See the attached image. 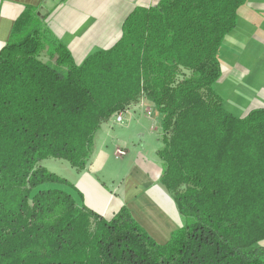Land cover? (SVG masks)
Segmentation results:
<instances>
[{
	"label": "trees",
	"instance_id": "obj_1",
	"mask_svg": "<svg viewBox=\"0 0 264 264\" xmlns=\"http://www.w3.org/2000/svg\"><path fill=\"white\" fill-rule=\"evenodd\" d=\"M243 3L136 7L81 64L23 10L0 49V264H264V108L237 116L213 87ZM143 95L162 114L160 183L181 218L164 243L126 207L106 219L78 205L42 165L83 170L101 124Z\"/></svg>",
	"mask_w": 264,
	"mask_h": 264
},
{
	"label": "crops",
	"instance_id": "obj_2",
	"mask_svg": "<svg viewBox=\"0 0 264 264\" xmlns=\"http://www.w3.org/2000/svg\"><path fill=\"white\" fill-rule=\"evenodd\" d=\"M158 2L0 0V49L14 20L26 7H32L69 49L74 62L81 64L90 54L114 45L124 20L136 7ZM217 57L222 74L213 87L229 88L228 96L239 102V116L264 108V0H244L236 26L224 37ZM161 119L152 99L143 95L122 112L120 121L113 115L101 124L93 154L83 170L70 166L68 175L60 176L73 186L65 189L78 205L106 219L126 207L158 243L166 242L181 226L172 194L160 183L162 166L157 151L162 145ZM119 149L125 154L118 155Z\"/></svg>",
	"mask_w": 264,
	"mask_h": 264
},
{
	"label": "rangeland",
	"instance_id": "obj_3",
	"mask_svg": "<svg viewBox=\"0 0 264 264\" xmlns=\"http://www.w3.org/2000/svg\"><path fill=\"white\" fill-rule=\"evenodd\" d=\"M214 90L217 91V93L223 98V104H224L225 109L239 116V112L237 111L239 107H236L239 104V102L237 101V99H234L228 96L229 88L227 91V87L225 85H221V86L215 87ZM232 105L234 108H232ZM42 165L50 172H53L56 175L63 176V177L68 175V172L66 171V169H71L70 168L71 165L67 161L61 160V159H54V158H48V159L43 160ZM45 186L52 187V186H57V184H47ZM60 186H62L63 188L66 187L63 184H61ZM260 245L264 247V241Z\"/></svg>",
	"mask_w": 264,
	"mask_h": 264
},
{
	"label": "built area",
	"instance_id": "obj_4",
	"mask_svg": "<svg viewBox=\"0 0 264 264\" xmlns=\"http://www.w3.org/2000/svg\"><path fill=\"white\" fill-rule=\"evenodd\" d=\"M115 117H116V121H120L121 120V118H122V112H119V113H117L116 115H115ZM117 154L118 155H124L125 154V152L123 151V150H117Z\"/></svg>",
	"mask_w": 264,
	"mask_h": 264
}]
</instances>
